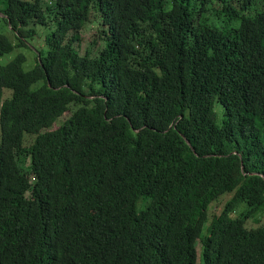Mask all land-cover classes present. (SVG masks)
I'll return each mask as SVG.
<instances>
[{
  "label": "trees",
  "instance_id": "1",
  "mask_svg": "<svg viewBox=\"0 0 264 264\" xmlns=\"http://www.w3.org/2000/svg\"><path fill=\"white\" fill-rule=\"evenodd\" d=\"M0 14V264H264V0Z\"/></svg>",
  "mask_w": 264,
  "mask_h": 264
},
{
  "label": "rangeland",
  "instance_id": "2",
  "mask_svg": "<svg viewBox=\"0 0 264 264\" xmlns=\"http://www.w3.org/2000/svg\"><path fill=\"white\" fill-rule=\"evenodd\" d=\"M0 33H3L5 35H8L12 38L13 41L17 42L13 36L12 33H10V31L8 30L7 25L5 24V22L0 19ZM99 37V26L97 24L96 21H92L90 24H88L84 31L82 32V36H81V42H80V50L82 54H85V52L87 50L89 51H97L99 48L102 47V41L100 39L97 40L96 45H93L92 43ZM40 41V39H39ZM20 52H24L25 55L28 58V63H27V68L32 67L35 64V54L32 50L30 49H17L14 52L6 55L5 57H3L0 62L1 63H7L10 59H12L14 56H16L18 53ZM66 117H63L62 120H65ZM62 123V121L60 120L59 123L57 124L58 126ZM55 126V128H57L58 126ZM232 195H226L224 197H222L219 201V203L214 204L211 207V210L213 213H218L221 211L224 203L231 197ZM253 225H255L253 223Z\"/></svg>",
  "mask_w": 264,
  "mask_h": 264
},
{
  "label": "water",
  "instance_id": "3",
  "mask_svg": "<svg viewBox=\"0 0 264 264\" xmlns=\"http://www.w3.org/2000/svg\"><path fill=\"white\" fill-rule=\"evenodd\" d=\"M0 16H1V14H0Z\"/></svg>",
  "mask_w": 264,
  "mask_h": 264
}]
</instances>
